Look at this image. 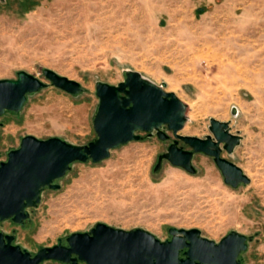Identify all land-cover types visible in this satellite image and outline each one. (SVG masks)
Segmentation results:
<instances>
[{
	"label": "rangeland",
	"instance_id": "1",
	"mask_svg": "<svg viewBox=\"0 0 264 264\" xmlns=\"http://www.w3.org/2000/svg\"><path fill=\"white\" fill-rule=\"evenodd\" d=\"M44 68L81 82L84 91L49 84L29 94L21 111L0 115V161L28 134L93 140L96 82L118 84L136 70L187 104L180 133L205 137L212 117L229 121L242 140L223 156L251 182L227 184L202 152L193 158L196 173L168 160L156 171L175 136L167 126L166 140L138 131L143 139L98 163L75 162L57 180L60 188L43 191L25 225L1 222L16 243L36 253L99 221L143 227L162 240L171 237L170 226L199 228L217 242L236 230L250 237L243 263L264 264V0H0V79L26 70L48 81Z\"/></svg>",
	"mask_w": 264,
	"mask_h": 264
},
{
	"label": "water",
	"instance_id": "2",
	"mask_svg": "<svg viewBox=\"0 0 264 264\" xmlns=\"http://www.w3.org/2000/svg\"><path fill=\"white\" fill-rule=\"evenodd\" d=\"M48 81L20 70L18 77L0 79V115L19 112L28 95L52 84L73 95L84 91L81 82L51 68L43 69ZM166 83L157 84L136 70H128L118 84L96 82L99 105L94 117L97 136L87 144H75L61 137L41 139L28 134L18 148L0 161V220L11 219L25 225L30 220V208L42 200L43 191L60 188L58 179L72 169L75 162L89 160L98 163L110 157L113 149L132 140L143 139L138 131L156 133L166 140L175 136L166 152L158 156L155 170L164 160L196 173L193 164L196 153L214 158L227 184L238 187L249 184L251 178L244 169L223 151L233 153L242 135L231 131L229 121L212 117L211 133L205 137L182 134L187 122V104ZM232 113L238 114L233 106ZM184 141L190 148L180 145ZM170 238L162 240L143 227L125 229L96 222L89 231L72 232L66 243L60 239L52 246H41L32 253L14 242L16 235L0 229V264H42L56 260L64 264H245L241 254L248 248L250 237L236 230L220 241L202 234L199 228L169 227Z\"/></svg>",
	"mask_w": 264,
	"mask_h": 264
},
{
	"label": "flooded vegetation",
	"instance_id": "3",
	"mask_svg": "<svg viewBox=\"0 0 264 264\" xmlns=\"http://www.w3.org/2000/svg\"><path fill=\"white\" fill-rule=\"evenodd\" d=\"M3 221H5V220H0V223L3 222ZM0 229H2V228L0 227ZM6 233H9V232H6ZM10 234H12V232H10ZM14 242H15V240H14Z\"/></svg>",
	"mask_w": 264,
	"mask_h": 264
}]
</instances>
